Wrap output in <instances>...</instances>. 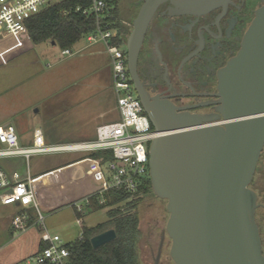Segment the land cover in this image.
<instances>
[{"label":"water","instance_id":"water-1","mask_svg":"<svg viewBox=\"0 0 264 264\" xmlns=\"http://www.w3.org/2000/svg\"><path fill=\"white\" fill-rule=\"evenodd\" d=\"M164 1L144 0L126 41L127 69L147 114L137 63ZM215 96V114L149 116L162 133L150 144L148 165L153 194L167 201L170 257L175 264H264L256 196L248 187L264 145V7L219 71ZM116 238L111 228L90 241L99 248Z\"/></svg>","mask_w":264,"mask_h":264},{"label":"rangeland","instance_id":"rangeland-1","mask_svg":"<svg viewBox=\"0 0 264 264\" xmlns=\"http://www.w3.org/2000/svg\"><path fill=\"white\" fill-rule=\"evenodd\" d=\"M117 1L113 0L114 5ZM129 8L128 1L122 3V0L116 6L121 25L114 29L123 42L116 45L125 50L127 38L132 29H130L131 26L125 25L126 22L131 23L134 18V14L128 13ZM106 46L102 41L92 43L85 37L71 47L74 54L68 57L62 55V49L56 43L46 42L34 45L28 39L23 38L1 42L0 126L8 121L15 127L17 134L21 132L26 135L28 144L32 142L33 129L42 127L50 135L47 144H61L93 138L90 136L91 138L88 139L70 140L68 137L73 133V127L77 128L74 132L76 134L82 133L84 128H90L88 121L91 118L93 120L90 121V124L99 117L105 118L99 124L117 120V112H113L117 105V98L109 77L111 59L109 60L104 52L105 50L109 54ZM35 73L36 75H34ZM34 84H38V87L42 89H40V93L31 94ZM52 88L55 90L54 92H50ZM59 88L61 89L57 90ZM43 89L47 91H43ZM101 108L110 111L100 110L98 112ZM113 116L116 118L110 119ZM39 120L44 122L41 124ZM60 124H62L61 128ZM88 154L91 153L61 151L34 155L29 166H33L32 171L35 172L34 166H41V163L45 165L52 161H63L62 163L65 164L84 159ZM94 159H97L95 165L98 166L99 175L104 179L107 176L109 159H105L104 155ZM1 163L6 169L16 166L20 172H25L26 166H28L22 158L2 160ZM68 166L71 167L64 170L54 169L40 175L36 183L33 177L34 187L39 189L40 194L48 202L60 203L55 208L46 210L40 206V209L44 214L49 232L60 234L66 243L76 241L82 229L76 223V215L71 209L70 203L63 201L80 189L81 184L75 176L82 171L80 166L88 165L78 162ZM143 178V180H150L149 173ZM153 196H155L153 192L147 193L138 205L139 230L141 231V237L136 242L138 263L145 255L142 232L147 230L146 220L153 212L148 207L149 199ZM13 208H15L14 205L3 206L0 204V259L11 261L14 264H26V257L33 249L32 244L38 238V233L35 230L36 227L29 228L25 233L14 231L12 227L14 214L11 212ZM108 211L109 208H102L88 212L82 217L84 226L95 228L107 223L109 221ZM30 216L34 217L33 214Z\"/></svg>","mask_w":264,"mask_h":264},{"label":"flooded vegetation","instance_id":"flooded-vegetation-1","mask_svg":"<svg viewBox=\"0 0 264 264\" xmlns=\"http://www.w3.org/2000/svg\"><path fill=\"white\" fill-rule=\"evenodd\" d=\"M126 1L133 22L144 0L122 3ZM263 7L264 0L162 2L148 25L137 63L148 117L167 120L184 113L215 114L219 71L237 54L257 10ZM132 22L125 26L131 29ZM248 187L256 196L255 221L264 256V145ZM166 204L157 196L149 199L153 212L142 232L145 258L139 264H175L166 231Z\"/></svg>","mask_w":264,"mask_h":264},{"label":"built area","instance_id":"built-area-1","mask_svg":"<svg viewBox=\"0 0 264 264\" xmlns=\"http://www.w3.org/2000/svg\"><path fill=\"white\" fill-rule=\"evenodd\" d=\"M59 0H0V43L11 39L30 38L28 23L50 3ZM113 0H90L87 6H78L77 12L94 15L97 27L86 38L107 46L111 59L112 86L117 98L118 120L101 124L96 128V138L69 144H47L43 131L36 128L30 145H22L15 127L7 124L0 127V204L14 205L20 211L12 218L14 231L25 232L31 226L41 228L40 248L26 259V264H75L72 252L58 233H50L44 223V214L36 197L33 177L28 172L21 175L10 173L2 160L23 158L29 166L34 155L68 152H110L107 176L103 186L96 192L71 204L76 212V223L82 229L77 240L84 238L82 217L93 211L96 204L106 203L109 191L135 193L149 173V148L152 140L162 133L157 132L144 110L127 69V52L112 42L118 34L104 22L113 7ZM72 48L62 50V55L72 56ZM117 207V206H115ZM33 214L34 217L30 215ZM36 215V219H35Z\"/></svg>","mask_w":264,"mask_h":264},{"label":"trees","instance_id":"trees-1","mask_svg":"<svg viewBox=\"0 0 264 264\" xmlns=\"http://www.w3.org/2000/svg\"><path fill=\"white\" fill-rule=\"evenodd\" d=\"M89 3L90 0H59L50 3L29 21L30 41L34 45L55 42L62 50L73 47L97 27L94 15L76 11L79 5L87 6ZM116 6L117 3L104 20L110 23L111 28H119L121 25ZM112 42L118 45L123 43L120 35ZM102 155L105 159L112 158L110 152L102 151L93 153L92 157ZM149 192H152L151 182L147 179L135 193L115 190L107 192L103 206L97 205L94 198L93 210L109 208V221L95 228L84 227V238L68 244L75 264H139L136 255V242L141 237L138 205ZM111 228L115 229L117 238L102 247L94 248L91 237Z\"/></svg>","mask_w":264,"mask_h":264},{"label":"crops","instance_id":"crops-1","mask_svg":"<svg viewBox=\"0 0 264 264\" xmlns=\"http://www.w3.org/2000/svg\"><path fill=\"white\" fill-rule=\"evenodd\" d=\"M27 39L30 41V38H27ZM104 52L107 55L108 59L110 60L109 54H107V52L105 50H104ZM34 75H36V73ZM109 77H110V79L112 81V70L111 69L109 71ZM38 86H39L38 84H34V87H33L34 90H33V92L31 94H35V93L38 94V93H40V89L41 88H39ZM60 89L61 88H59L57 90H60ZM44 90L47 91L46 89H43V91ZM54 91L55 90H53V88H52L50 92H54ZM100 110H103L104 112L110 111L109 109L101 108V109L98 110V112ZM115 111L117 112V118H116V116L115 117L113 116V117H110V119L116 118L118 120V118H119V111H118L117 105H116V108L113 109V112H115ZM90 113H92V112H90ZM94 118H96V117H94ZM91 120H93V119L91 118L88 121L89 126H91L90 128H84L83 130L81 129L82 130V133L76 134L74 132L77 130V128H74L73 127L74 128V129L72 128L73 133L72 134H69V136L68 135H66V136H68L70 140H74L76 138H86V139H88V138H91L90 136H93V138H91L89 140L95 139L96 138V128L99 125H101V124H99L100 121L101 120H105V118L102 119V118L99 117L96 120L94 119L95 121H93V123L90 124V121ZM39 121L41 122V124L44 122L43 120H39ZM111 122H114V121H111ZM111 122H107V123H111ZM7 124H10V123L7 121V122L3 123L0 127H2L4 125H7ZM102 124H106V123H102ZM60 125H61L60 126V128H61L62 127V124H60ZM36 128H40L43 131L45 141L47 142V140H49L48 138L50 137V135L47 132H45L46 130L43 129L42 127H36ZM36 128L33 129V134H34V130ZM63 130H68V129H63ZM18 137H19V140H20V142H21L22 145H25L26 146V145L32 144V142L30 144H28V142L26 140V135H24L23 133L20 132L18 134ZM89 140H84V141H89ZM32 141H33V139H32ZM79 142H83V141H79ZM69 143H75V142L69 141V142L61 143V144H69ZM65 152H68V151H65ZM92 154L93 153L86 155L84 159L74 160V161H71V162H67L65 164L62 163L63 161H59V162H53L52 161L51 163H46L45 165H43L44 163H41V166H34L35 172L32 171L33 166H26L25 172L18 171L16 166H10L9 169L7 168V170L10 173L18 172L19 174H21L23 176L26 175L29 172L32 175V177L35 178V183H36V181H37V179H39L40 175H43L44 173L50 172V171H52L54 169H59V170L68 169L69 167H71V166H68V165H73V164L78 163V162L87 164L88 166H80L82 171H80L79 173H77L76 176H75L77 178V180L81 184L80 185V189L78 191L74 192L73 194H71L68 198H66L65 201H63L64 203L65 202H69L70 203V206H71V204L73 202L78 201V200H81L82 198H84V197H86V196H88V195L96 192L104 184V180L99 175L98 166L95 165V163H97V161H96L97 159H94L95 157L93 158L92 157ZM14 159H19V158H14ZM60 162H61V164H60ZM35 190H36V197H37V200L39 202V205L40 206H43L46 210L51 209V208H55V207H57L60 204V203L59 204H52V203L48 202L47 199L44 198L40 194L39 189H37V187H35ZM61 204H63V203H61ZM3 206H5V205H3ZM71 209L73 210L74 214L76 215V212L74 211V208L71 207ZM19 211H20V208H18V207L15 206V208H13L12 211H11L14 214L13 217ZM44 223H45V219H44ZM45 226H46V224H45ZM31 227H36V226H31ZM32 229H34V228H32ZM35 230L38 233V238L34 240V244H32L33 245V249L28 254V256L26 257V259L28 257L34 255L38 251V249L40 248V245H41V243H40V237H39L41 228L36 227ZM35 230H33V231H35ZM27 231L28 230H26L25 232H27ZM25 232H21V233H25ZM0 264H14V263L11 262V261L2 260V258H1L0 259Z\"/></svg>","mask_w":264,"mask_h":264}]
</instances>
